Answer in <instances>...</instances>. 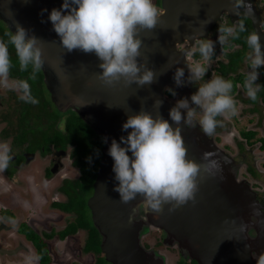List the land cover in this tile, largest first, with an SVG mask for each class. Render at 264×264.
Instances as JSON below:
<instances>
[{"label":"water","instance_id":"95a60500","mask_svg":"<svg viewBox=\"0 0 264 264\" xmlns=\"http://www.w3.org/2000/svg\"><path fill=\"white\" fill-rule=\"evenodd\" d=\"M234 1L161 0L160 10L164 13L161 22L153 30L140 33L143 40L140 59H147V66L156 73V82L143 87L120 82L109 87L96 78L102 70L98 67L101 61L94 53L67 52L61 46L48 16L53 8H61L63 0H28L27 3L0 0V22L8 31H15L18 23L42 40L45 63L41 72L50 101L60 111L74 112L103 140L87 205L101 238L100 253L110 264H150L155 255L142 249L140 239L151 230L163 231V245L176 247L184 259L196 264H254L245 245L246 231L255 227L254 215H245L253 196L245 185L236 184L235 169L229 167L231 161L203 133L180 125L187 157L203 164V153H215L213 159L219 161L220 169L215 175L201 173L196 202L189 201L171 213L168 205L162 214L145 211L140 196L129 204L121 203L119 193L114 191L118 184L112 170L114 161L108 154L113 139L120 143V138L127 136L122 125L128 115L144 108L155 116L156 99L163 101L159 112L171 123L169 110L175 104L164 99V89H174L179 99L188 97L185 86L175 84V70L186 69L184 55L194 42L193 36H205L221 13L233 21L237 15ZM242 16L259 33L256 17L246 11ZM184 42L187 45L176 51V46ZM134 207L138 209L135 213ZM259 223H264L263 217ZM158 258L160 263L164 261Z\"/></svg>","mask_w":264,"mask_h":264},{"label":"flooded vegetation","instance_id":"af4514ba","mask_svg":"<svg viewBox=\"0 0 264 264\" xmlns=\"http://www.w3.org/2000/svg\"><path fill=\"white\" fill-rule=\"evenodd\" d=\"M160 1L154 0L159 9ZM234 4L237 15L233 21L226 13H221L205 37L216 41L219 26L230 25L238 29L241 23L247 30L245 31L247 36L253 29L250 20L242 16L246 11L256 17L261 42L264 44V0H235ZM246 36L240 37L238 43L232 40L230 47L217 43L215 54L204 77L206 79L211 74L230 79L234 84L232 94L236 100L239 94H246L243 81L245 73L249 71L247 54L250 52ZM0 39H3L1 33ZM186 45V42L181 43L176 46V51L182 50ZM196 48L194 41L184 55L186 80L187 65L201 61ZM9 52L14 64L9 77L10 84L18 80H27L31 86L33 81L34 86H31V90H36L38 94L36 97L39 100L35 104L25 102L20 98L19 90L0 85V146L7 145L12 157L8 167L0 171V264H40L38 254L42 253L47 258L46 264H59L62 256L67 255L63 252V249L66 251V244L78 234H82L83 237L75 239L80 248L72 250L73 255L91 257L90 264H110L100 253L101 238L93 226L87 205L93 192L92 185L101 158L103 140L92 131L94 135L88 143L78 142L73 134H69L67 121L74 119L76 114L70 110L64 112L58 110L50 101L41 70L36 73L40 81L35 82L37 79L32 78V72L31 79H28L19 71L15 51L10 48ZM259 71L257 83L262 85V88L258 93V100L252 101L246 95L241 102L249 110V115H256V120L252 122L248 117L245 128L238 132L234 124L238 120L246 119L238 117L237 114H241V111L235 116L218 117L222 121V126L218 129L222 128V134H227L234 142L235 155L239 157L236 159L223 153L231 161L229 165L231 170L235 169L236 184L245 185L253 196L245 215L250 213L254 215L255 227L246 231L245 245L254 264H256L254 257L264 252V223H259V218H264V190L252 188L248 183L249 180L259 177V173H264V114L262 116V110L259 108L260 106L264 109V68ZM202 82L185 84L189 100ZM167 91L170 90L165 88L163 91L164 99L175 104L180 98L179 95L176 91L175 96ZM237 101L240 103L241 100ZM49 104L64 115L59 117L56 113L54 119L48 120V116H51ZM194 128L197 132L203 133L198 125ZM255 129H261V132L257 134ZM219 134V131H216L213 138L205 136L217 147L215 137ZM257 167L261 171L257 170ZM242 168L243 175L249 178L248 181L243 176L242 180L238 178ZM156 232V235H153L154 232L150 233L144 243L140 241V245L146 253L147 251L154 253L155 258L150 264H164L163 260L160 263L158 256L164 259V253H167L165 248L161 249L164 246L165 235L161 230ZM90 245L92 248L87 249ZM170 248H175L178 256L174 264H196L193 260L184 259L176 247ZM55 259L57 263L54 262ZM71 262L73 261L70 260L69 263Z\"/></svg>","mask_w":264,"mask_h":264},{"label":"clouds","instance_id":"9594fccd","mask_svg":"<svg viewBox=\"0 0 264 264\" xmlns=\"http://www.w3.org/2000/svg\"><path fill=\"white\" fill-rule=\"evenodd\" d=\"M163 16L154 0H63L60 9L50 11L48 19L67 52L80 50L86 54L94 53L101 61L98 67L102 71L96 74L101 83L109 87L120 82L125 86L136 84L143 87L156 82L157 77L155 71L147 66V59H140L143 46L140 33L153 30ZM217 31L216 41L207 39L203 34L193 36L202 62L187 65V80L185 69L177 67L173 76L177 87L202 81L215 54L216 44L230 47V42L239 39L240 33L247 30L241 23L238 29L221 25ZM6 36L7 41L0 39V85L19 90L22 100L35 104L38 101L32 95L27 80L10 84L14 64L9 45L15 49L20 71L31 69L34 79L45 63L42 40L18 23L15 31L7 32ZM246 43L250 49L247 54L249 71L245 73L243 88L248 98L256 101L262 88L257 81L259 70L264 68V44L255 31L246 36ZM233 88L230 79L213 75L197 86L190 100L185 97L176 101L169 110L171 123L159 112L163 103L160 99L153 104L155 116L144 108L139 113L128 115L122 125V130L128 132L127 136H122L120 143L113 139L108 149L114 161V178L118 181L114 191L119 193L121 203L129 204L140 196L145 211L162 214L165 205L170 206L168 212L171 213L189 201L196 202L201 173L215 175L220 164L213 159L215 153L212 152L203 153V164L189 159L180 125H198L204 135H214L217 127L222 126L218 117L237 114L238 101L232 94ZM169 90L173 96L176 95L174 89ZM197 110L200 113L198 119ZM173 124L176 126L173 127ZM9 153L7 145L0 146V171L8 167L12 159ZM136 211L138 209L134 207L132 212ZM254 258L256 264H264V252Z\"/></svg>","mask_w":264,"mask_h":264},{"label":"rangeland","instance_id":"374dc122","mask_svg":"<svg viewBox=\"0 0 264 264\" xmlns=\"http://www.w3.org/2000/svg\"><path fill=\"white\" fill-rule=\"evenodd\" d=\"M1 26V25H0ZM213 75H209V76H207V78L206 79H204L203 80V82H205V81H207L208 79H210L211 77H212ZM202 82V81H201ZM202 82V83H203ZM44 96H46V94H44ZM245 96H246V94H239L238 95V99L237 100H241L240 101V103H238V105H237V107H238V111L237 112H242L241 114H237L238 115V117H244V118H246L245 120H243V119H241V120H238V121H236V124H234V127L236 128L235 130L236 131H241L242 129H244L245 128V124L247 123V118L248 119H251V121L252 122H254L255 120H256V115L255 114H251V115H249L248 114V112H249V110H247L246 109V106L243 104V103H241L242 102V100L245 98ZM236 99V98H235ZM50 105V107H48V109L50 110V112H51V116L49 117L48 116V120H51V119H54V117H55V115H56V113H58L56 110H54L53 109V106H51V104H49ZM259 108H260V111L262 110V116H263V114H264V109L262 108V107H260L259 106ZM64 112V111H63ZM65 113H67V112H65ZM250 113V112H249ZM261 114V113H260ZM64 114H60V113H58V116L60 117V116H63ZM199 115H200V113H197V116H196V119H198L199 118ZM227 117V116H226ZM228 118V117H227ZM230 120V118L228 119V121ZM241 122H243V124H241ZM217 129H218V127H217ZM216 129V131H219V135L218 136H216L215 137V142H216V145H217V147L226 155V154H228L229 156H232V157H234V158H236V159H239V157L238 156H236L235 155V152H236V148H235V146H234V142L230 139V137L229 136H227V134H222V132L223 131H221V129L222 128H219L218 130ZM256 130V132H257V134H259L260 132H261V129H255ZM215 131V132H216ZM234 131V130H233ZM235 131V132H236ZM214 136L212 135V138H213ZM245 148H248L249 150L251 149V148H249L248 146H245ZM246 153V152H245ZM249 159V158H248ZM257 170H260V168L259 167H257ZM261 171V170H260ZM259 172V171H258ZM239 174H240V177H238L240 180H242V178L243 177H245L246 178V180L248 181L249 180V178L247 177V176H245V175H243L244 174V171H243V168L242 169H240V172H239ZM241 176H243V177H241ZM248 183H249V185L250 186H252V188L253 187H257L259 190H264V173L262 172V173H259V177H255L254 179H252V180H249L248 181ZM248 209V208H247ZM154 232V233H153ZM150 233H153V235H156L157 234V232H156V230H151V231H149L147 234H145L141 239H140V241H141V243H144V241L146 240V237L150 234ZM80 236H82L83 237V235L82 234H78V235H76L74 238L72 237L71 238V240L72 241H70V243L68 242L67 244H66V251H65V249H63V252H66V256L65 257H63L62 256V258H61V261H58L59 262V264H79L77 261H79V262H82L83 264H90L91 262H92V258L91 257H87L86 258V256H83V257H78V256H76V254L75 255H73L72 254V250H74V249H78V248H80V247H78V245H77V243H76V240L75 239H78ZM166 249V252L167 253H164L165 254V258H164V264H174L176 261H177V259H178V256H177V254H176V250H175V248H168V247H164V246H162V248L161 249ZM171 250V251H170ZM159 252V251H158ZM163 252V251H162ZM169 254V255H168ZM77 255H78V253H77ZM60 257V256H59ZM77 258V259H75L74 260V258ZM86 258V259H85ZM70 260L71 261H73V262H71V263H69L70 262ZM54 262H56V259L54 260ZM57 263V262H56Z\"/></svg>","mask_w":264,"mask_h":264},{"label":"trees","instance_id":"16d2710c","mask_svg":"<svg viewBox=\"0 0 264 264\" xmlns=\"http://www.w3.org/2000/svg\"><path fill=\"white\" fill-rule=\"evenodd\" d=\"M0 25H2V26H0V33L2 34L3 39L5 41H7L8 37L6 36V33L9 32V31L5 28V26L2 23H0ZM246 27H248V25ZM250 32L251 31H249V33ZM246 34H247L246 32L240 33V37L242 38L243 36H246ZM240 37H239V39H240ZM239 39H236V40H233V41H235V42L238 43V40ZM10 48L15 51V49H14L13 46L9 45V49ZM17 63H18V61H17ZM19 71H20V69H19ZM21 73H23L28 79H31V77H30L31 70L30 69L28 71H24V72H21ZM36 76L37 75L35 74V78L37 79L35 82L40 81L39 76H37V77ZM31 86H34L33 81H31ZM31 93L36 98V100L38 101L39 99L36 97L38 95L37 92H36V90L35 89H32L31 90ZM167 93H170V91H167ZM73 118L75 120L74 119H71V120L69 119L67 121V124H66L67 125V130H68L69 134H73L72 136L73 137H76V139H78L77 140L78 142H81V143H86L87 142L88 143L90 141V138L94 135L92 133L93 131L87 125H85L83 122H81L82 120L79 121V119L77 118L76 115H74ZM76 121H77V123H76ZM98 140L101 143V140L100 139H98ZM88 248H92V245L88 246L87 249ZM38 258L40 260V264H46L47 263V258L45 257V254L44 253L38 254Z\"/></svg>","mask_w":264,"mask_h":264}]
</instances>
